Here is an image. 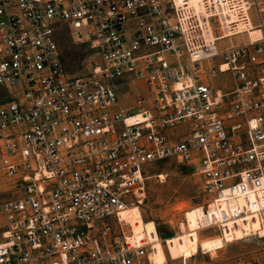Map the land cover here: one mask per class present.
<instances>
[{
  "label": "built area",
  "instance_id": "obj_1",
  "mask_svg": "<svg viewBox=\"0 0 264 264\" xmlns=\"http://www.w3.org/2000/svg\"><path fill=\"white\" fill-rule=\"evenodd\" d=\"M62 26L91 74L65 71ZM165 159L201 178V227L264 236V0H0V264L149 260L123 213Z\"/></svg>",
  "mask_w": 264,
  "mask_h": 264
},
{
  "label": "rangeland",
  "instance_id": "obj_2",
  "mask_svg": "<svg viewBox=\"0 0 264 264\" xmlns=\"http://www.w3.org/2000/svg\"><path fill=\"white\" fill-rule=\"evenodd\" d=\"M57 37L68 75L91 74L99 61L94 49L76 41L64 26ZM221 43L228 45L231 41ZM146 89L143 82H138L137 86L126 88L122 99L126 104H133L138 93H145ZM2 189L3 199L22 193V189L9 182L4 183ZM143 197L142 204L134 206L124 216L128 232H133L136 240L145 238L150 242V261L143 258L142 264L151 263L154 243L164 250L165 264H238L250 261L258 254L264 255V236L229 241L214 228L201 227L198 219L205 222L202 206L206 205L208 197L193 166L174 159L153 163L147 170ZM130 212L133 217L128 215Z\"/></svg>",
  "mask_w": 264,
  "mask_h": 264
},
{
  "label": "bare ground",
  "instance_id": "obj_3",
  "mask_svg": "<svg viewBox=\"0 0 264 264\" xmlns=\"http://www.w3.org/2000/svg\"><path fill=\"white\" fill-rule=\"evenodd\" d=\"M252 34H255V32H252ZM136 206V205H135ZM134 206H131L129 209H127L124 213L123 216H126L125 214H127L131 209H133ZM203 207V206H202ZM201 207V208H202ZM133 212H130L128 215H130L131 217H133L134 215H132ZM202 213H204V208H202ZM200 222V225H204L206 223V219H205V213H204V221L205 222H201L200 219H198ZM203 227V226H202ZM182 228L184 229V225H182ZM139 240V239H138ZM153 252L151 253V263L150 264H163L165 261V252L164 250H162V247L160 244L158 243H154L153 244ZM150 261V259H149ZM165 264V263H164Z\"/></svg>",
  "mask_w": 264,
  "mask_h": 264
}]
</instances>
